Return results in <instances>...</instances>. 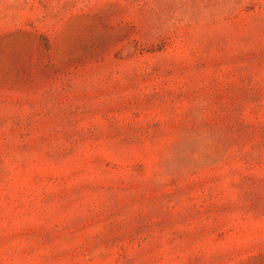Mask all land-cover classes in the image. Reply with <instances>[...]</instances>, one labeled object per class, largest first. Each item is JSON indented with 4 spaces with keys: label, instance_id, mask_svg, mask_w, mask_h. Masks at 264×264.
Listing matches in <instances>:
<instances>
[{
    "label": "rangeland",
    "instance_id": "1",
    "mask_svg": "<svg viewBox=\"0 0 264 264\" xmlns=\"http://www.w3.org/2000/svg\"><path fill=\"white\" fill-rule=\"evenodd\" d=\"M0 264H264V0H0Z\"/></svg>",
    "mask_w": 264,
    "mask_h": 264
}]
</instances>
